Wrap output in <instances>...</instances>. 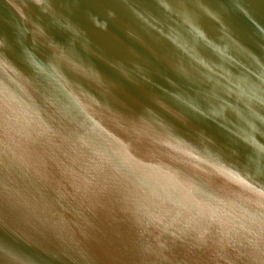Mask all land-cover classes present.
<instances>
[{
    "label": "water",
    "instance_id": "obj_1",
    "mask_svg": "<svg viewBox=\"0 0 264 264\" xmlns=\"http://www.w3.org/2000/svg\"><path fill=\"white\" fill-rule=\"evenodd\" d=\"M0 264H264V0H0Z\"/></svg>",
    "mask_w": 264,
    "mask_h": 264
}]
</instances>
